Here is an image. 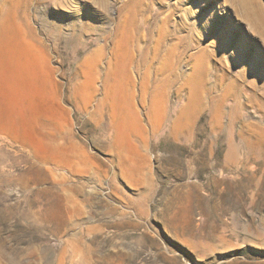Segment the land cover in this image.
Here are the masks:
<instances>
[{
  "label": "rangeland",
  "instance_id": "374dc122",
  "mask_svg": "<svg viewBox=\"0 0 264 264\" xmlns=\"http://www.w3.org/2000/svg\"><path fill=\"white\" fill-rule=\"evenodd\" d=\"M0 264H264V0H0Z\"/></svg>",
  "mask_w": 264,
  "mask_h": 264
},
{
  "label": "bare ground",
  "instance_id": "6f19581e",
  "mask_svg": "<svg viewBox=\"0 0 264 264\" xmlns=\"http://www.w3.org/2000/svg\"><path fill=\"white\" fill-rule=\"evenodd\" d=\"M127 61V64H125L124 66H123V70L122 71H124L125 73H126V75H127V82H129V80H130V75H129V65H130V61L129 60H126ZM10 76H11V74H10ZM11 78V77H10ZM11 81V80H10ZM126 82V83H127ZM127 89H125V91H126ZM13 91V90H12ZM124 91V90H123ZM11 92V91H10ZM127 92V91H126Z\"/></svg>",
  "mask_w": 264,
  "mask_h": 264
}]
</instances>
